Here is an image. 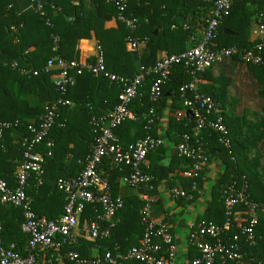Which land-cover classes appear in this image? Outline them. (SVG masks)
Instances as JSON below:
<instances>
[{
  "label": "trees",
  "instance_id": "trees-1",
  "mask_svg": "<svg viewBox=\"0 0 264 264\" xmlns=\"http://www.w3.org/2000/svg\"><path fill=\"white\" fill-rule=\"evenodd\" d=\"M46 1L57 11L51 10L49 5H46L45 15L40 16L33 11L18 15L11 9V0H0V60L9 64L17 63L16 69L11 68L9 64L0 65V124L19 122L18 128L4 131V150H0V178L10 185L13 184L14 172L22 161L23 152V148L16 142L15 132L27 134V126L35 122L45 108L61 96L54 83L60 72L45 70L50 61L55 58L69 62L78 61L79 42L91 40L94 37L102 53L106 70L123 78H132L137 73L139 65H154L160 60L162 52H165V55L179 54L193 46L190 38L194 30L185 31L182 28L173 30L172 25L181 24L187 19L191 20L193 25L205 14L203 4L192 0H142L140 4L132 0L129 12L140 18L135 34L147 39V44L143 47L145 50L141 55L126 50L125 37L128 32L117 21L116 10L111 5L93 2L96 5V12L94 15L87 16L81 7L82 0H77L76 4H74L75 0ZM261 9V1L236 2L230 16L224 20L220 28L217 37L218 45L247 47L250 44V28ZM91 60L93 61L94 58ZM251 67L259 80H264V64ZM20 69L37 71L38 74L37 76L24 75L20 73ZM72 76L73 82L67 87L63 98L72 102L73 106L62 109L56 125L49 134V137L54 140V148L52 156L46 158L42 185L37 186L36 182L31 180L28 189L33 211L49 220L59 218L65 204L64 195L55 188L56 181L59 178L79 175L82 169L81 162L89 155L91 145L95 141V135L89 124L91 116H101L112 110L121 92L118 84L110 83L102 77H94L85 71L80 75L72 73ZM152 79L148 78L143 88L144 98L131 106L136 116L135 120L125 122L115 130V135L124 148L147 135L158 137L157 127L164 112L168 115L166 137L174 145L180 141L177 135L189 133L191 130L193 122L187 118L177 120V113L175 114L174 111L175 108L183 110L179 90L182 85L190 81V77L182 66H175L169 81L163 86L162 97L156 105L155 124L148 127L146 114L153 106L148 96ZM201 91L218 102L219 97L213 90ZM220 98H224L223 92L220 93ZM202 138L206 142L209 160L219 159L223 165V173L218 176L211 188L209 204L200 220L216 225H222L225 222L221 201L222 191L233 180L240 182L241 176H245L248 184V200L252 203L264 204V183L255 177L254 172L247 173L239 167L231 137L229 136L232 143V155L219 145L211 131L203 132ZM37 150L43 153L45 147L40 146ZM211 150H216L218 153L210 156ZM166 151L167 148L162 146L147 156L150 164L146 172L153 177L154 192L178 188L191 193L195 198L197 192L191 191L190 180L185 179L177 185L171 176L180 166L183 167V171L186 170L189 163L179 158L176 152L166 155ZM68 155L71 156L70 159ZM104 170L108 175L112 195H118V178L125 174L107 166ZM202 183L203 175L201 174L198 180L199 189ZM132 190L135 192L122 197L124 200L122 218L112 227L107 239L96 242L79 240L76 251L80 258H94L92 251L94 248L99 256H103L107 251L118 256L139 245L144 233L140 222L143 202L138 197L142 190H137L138 192L135 189ZM240 212L242 218L234 223L229 235L239 232V228L248 223L246 208L240 207ZM89 217L95 216L87 207L81 221ZM22 222L21 209L0 203L3 247L8 248L13 245L16 252L25 256L27 237L21 230ZM255 236L257 241H262V248L258 249L245 244L242 237V249L246 255L252 254L258 258L259 264H264V215L258 217ZM191 249L195 252L192 257H199V253L194 248ZM42 259L38 264H59L54 261L49 263L48 257ZM63 264L73 263L65 260ZM124 264L143 263L132 261Z\"/></svg>",
  "mask_w": 264,
  "mask_h": 264
},
{
  "label": "built area",
  "instance_id": "built-area-1",
  "mask_svg": "<svg viewBox=\"0 0 264 264\" xmlns=\"http://www.w3.org/2000/svg\"><path fill=\"white\" fill-rule=\"evenodd\" d=\"M111 5L116 10V19L128 32L125 37V47L130 53L139 54L146 46L147 39L136 36L140 18L129 12L132 0H88ZM140 4L142 0H134ZM203 4L205 14L192 25L191 20L172 25L173 30L182 28L185 31L193 29L190 40L193 43L188 50L166 55L152 66L139 65L137 73L132 78H123L108 72L100 48L94 60L84 63L65 61L55 58L50 61L45 70L57 68L60 72L54 80L61 95L55 102L47 106L37 120L27 126V134L15 132L16 142L23 148L22 161L14 172L13 184H8L0 178V203L19 208L23 214L21 230L27 237V254L16 252L14 246L4 248L1 240L0 226V264H38L43 257L63 264L65 260L73 264H124L126 262H141L143 264H175V243L170 234L168 224L152 215L153 177L146 172L147 156L154 150L165 145L166 138L147 135L134 144L124 148L120 145L115 130L127 121H134L136 116L131 106L141 101L148 78H153L148 96L153 106L146 114L148 127L155 124L157 104L163 93V86L169 81L175 66H182L190 81L180 87L179 97L183 110L176 114L177 120L187 118L186 111L192 114L193 125L189 133L177 135L179 143L175 152L179 158L186 160L189 165L184 171V178L191 181V191H199L198 180L205 167L209 164L206 142L203 132L211 131L219 145L232 155V143L224 118L219 112V105L211 96L205 95L199 88L202 75L217 63L224 60H237L248 66L264 64V0L262 9L256 14L250 28V44L247 47H221L217 37L224 20L230 16L236 2L245 0H192ZM77 3V0L74 1ZM49 5L51 10L56 8L46 0H35L33 12L44 16V7ZM199 35L197 38L196 34ZM56 50V48H54ZM8 62L0 65L7 66ZM10 67L17 68L16 62ZM21 74L37 76V71L19 70ZM87 72L94 77H102L110 83L118 84L121 92L117 104L112 110L101 116L92 115L89 121L95 141L91 145L89 155L82 164L78 176L59 178L55 188L65 197L61 216L49 220L39 216L31 208V197L28 194L30 181L37 186L42 185L46 158L52 156L54 140L49 137L56 125L61 111L73 104L63 98L66 89L73 82L72 73L80 75ZM19 122H4L0 124V150H4V131L18 128ZM45 147L42 153L37 150ZM68 158H71L68 155ZM233 160V158H232ZM79 162V163H80ZM110 167L125 174V184L129 189L143 190L140 200L143 206L140 211V222L144 228L143 236L137 247L125 254L114 256L105 252L103 256L80 258L76 248L79 240L96 242L107 239L110 230L119 222V216L124 208L122 196L112 195L111 185L104 168ZM248 184L245 176L240 182L233 180L222 191V207L225 222L222 225L199 222L187 237L188 247L194 248L199 257L190 258L188 264H259L258 258L246 255L242 249L241 239L250 246L258 247L262 241L256 240L255 228L258 217L264 215V204L252 203L248 200ZM172 200H190L193 195L178 188L168 190ZM246 208L248 223L239 232L229 235L234 223L242 218L240 207ZM89 207L95 217L81 221L85 209Z\"/></svg>",
  "mask_w": 264,
  "mask_h": 264
},
{
  "label": "crops",
  "instance_id": "crops-1",
  "mask_svg": "<svg viewBox=\"0 0 264 264\" xmlns=\"http://www.w3.org/2000/svg\"><path fill=\"white\" fill-rule=\"evenodd\" d=\"M34 2L35 0H11V9L18 15L25 12H32ZM81 7L87 16L94 15L96 12V5L91 1L82 0ZM78 49V61L84 63L93 59L98 54L99 46L94 37H92L91 40H81ZM83 49L85 50L82 51ZM142 49L140 51L141 55H143V51L145 50ZM165 56V52H162L160 59ZM51 70H57V68ZM199 88L203 91L213 90L218 95L219 100H217V103L219 105V112L224 118L229 136L233 141L239 167L247 173L254 172L255 177L264 183V80H259L251 66L237 60H224L217 63L202 75ZM222 92L224 93L223 99L220 98V93ZM180 110L182 109L175 108V114ZM167 118V112H164L159 120L157 127L159 133L157 136L166 138L164 145L167 148L166 155H170L175 152V145L166 137ZM149 164L150 162L147 159L146 169L149 167ZM221 166L222 170L220 172L217 171ZM184 171L183 167L180 166L171 175L177 185L185 180ZM178 172H180L179 175ZM212 172L215 173H213L215 179L210 185L211 188L217 181L218 176H221L223 173V165L217 158L210 160L209 164L203 170V183L197 192V196L195 198L192 197L190 200H172L169 196V189L152 194L154 200L152 215L164 220L168 224L170 234L174 239L176 247L175 264H188L189 259L193 258L192 255L195 252L188 247L187 237L194 226L201 222L200 219L205 213L209 202H207L203 214L200 216L199 213L198 218L191 220V222L188 220L185 221L183 218L176 219L173 213L171 214V212L169 213V211L165 210V202L168 199L171 204H175L174 207H178L181 205L186 206L188 202L199 199L205 193L204 188L207 182H210L208 181L210 180L208 176ZM118 188V195L122 197H125L128 193L135 192L127 187L124 176L118 178ZM136 192L138 191L136 190ZM142 192L143 190L138 194L139 200L140 193ZM121 218L122 214L119 216L120 220ZM257 248L261 249L262 244ZM92 251L94 257H96V249L94 248Z\"/></svg>",
  "mask_w": 264,
  "mask_h": 264
},
{
  "label": "rangeland",
  "instance_id": "rangeland-1",
  "mask_svg": "<svg viewBox=\"0 0 264 264\" xmlns=\"http://www.w3.org/2000/svg\"><path fill=\"white\" fill-rule=\"evenodd\" d=\"M222 166L218 168L217 171H221L222 169ZM214 172H212L209 176H208V181L210 182H207V184L205 185V188H204V195L202 197H200L199 199H196V200H193V201H190L187 203L186 206H175V204H171L168 199L166 200L167 202H165V210L166 211H169V213L171 212V214L173 213L175 215V218L176 219H181L183 218L185 221H189L191 222V220L193 219H197L198 218V215L200 213V216L203 214L205 208H206V204L207 202L210 201V189H211V183H213L215 177H214ZM210 183V184H209ZM170 196V195H169ZM169 198V197H168ZM172 207H171V206ZM198 213H197V212ZM197 213V214H196Z\"/></svg>",
  "mask_w": 264,
  "mask_h": 264
},
{
  "label": "water",
  "instance_id": "water-1",
  "mask_svg": "<svg viewBox=\"0 0 264 264\" xmlns=\"http://www.w3.org/2000/svg\"><path fill=\"white\" fill-rule=\"evenodd\" d=\"M186 116H187V118H188L189 120H192V114H191L189 111L186 112ZM215 153H218V151H216V150H211V151H210V156H213Z\"/></svg>",
  "mask_w": 264,
  "mask_h": 264
}]
</instances>
